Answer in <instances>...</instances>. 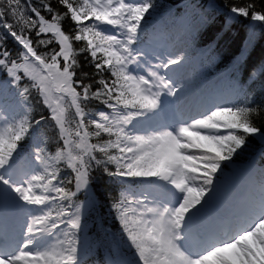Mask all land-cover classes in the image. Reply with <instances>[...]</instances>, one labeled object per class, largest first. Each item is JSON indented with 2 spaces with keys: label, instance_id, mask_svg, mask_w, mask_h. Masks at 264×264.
<instances>
[{
  "label": "snow or ice",
  "instance_id": "6c2138e0",
  "mask_svg": "<svg viewBox=\"0 0 264 264\" xmlns=\"http://www.w3.org/2000/svg\"><path fill=\"white\" fill-rule=\"evenodd\" d=\"M206 8L264 26V0ZM156 9L0 0V264H264V167L221 195L250 138L264 157V62L195 88Z\"/></svg>",
  "mask_w": 264,
  "mask_h": 264
},
{
  "label": "trees",
  "instance_id": "16d2710c",
  "mask_svg": "<svg viewBox=\"0 0 264 264\" xmlns=\"http://www.w3.org/2000/svg\"><path fill=\"white\" fill-rule=\"evenodd\" d=\"M215 1L218 3L222 2V0H215ZM193 3L194 4L189 7V9L191 10L190 13L191 27L196 26L201 21V17L206 15L208 20H210L212 25L214 26L212 28H215L217 32L224 30L223 36L221 38L222 41L219 42V45H222L221 42H223L225 46L222 45V47L225 48L227 46L232 48V49H228L230 51H227L226 57L230 56L231 58L234 55L238 54V51L242 46V41L246 36L245 34H247L250 29V22L247 21L242 22V21L230 19V21L226 23L225 22L226 16L222 12H216L210 15V13H212V10L210 8H206V6L209 4V0H193ZM197 5H199V7H196ZM68 23L69 22L64 23V27L66 30L68 28ZM212 34H214V32H212ZM206 35L209 34L206 32ZM248 56H249L250 65L252 67H256L260 65L262 62H264V26H260L259 22H257V25L255 26L254 34H252V43L250 44ZM259 145H261L259 137H256L254 139L250 138V144L247 151L243 153L241 156H239L237 158V161L246 158Z\"/></svg>",
  "mask_w": 264,
  "mask_h": 264
},
{
  "label": "rangeland",
  "instance_id": "374dc122",
  "mask_svg": "<svg viewBox=\"0 0 264 264\" xmlns=\"http://www.w3.org/2000/svg\"><path fill=\"white\" fill-rule=\"evenodd\" d=\"M188 67H189V64H188V66H186V68H188ZM186 68H185V69H186ZM225 170H226V169H225Z\"/></svg>",
  "mask_w": 264,
  "mask_h": 264
}]
</instances>
